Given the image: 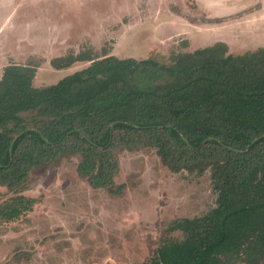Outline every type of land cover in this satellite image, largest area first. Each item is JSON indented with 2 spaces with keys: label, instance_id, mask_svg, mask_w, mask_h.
<instances>
[{
  "label": "trees",
  "instance_id": "trees-1",
  "mask_svg": "<svg viewBox=\"0 0 264 264\" xmlns=\"http://www.w3.org/2000/svg\"><path fill=\"white\" fill-rule=\"evenodd\" d=\"M77 61L91 64L45 87L34 86L32 65L4 68L0 185L18 194L35 168L79 156V176L115 193L120 154L152 147L174 173L209 169L218 198L207 215L172 221L167 232L183 238L164 239L149 264H264V47L233 54L216 42L169 62L80 54L51 64ZM35 204L22 193L0 200V218Z\"/></svg>",
  "mask_w": 264,
  "mask_h": 264
},
{
  "label": "rangeland",
  "instance_id": "rangeland-1",
  "mask_svg": "<svg viewBox=\"0 0 264 264\" xmlns=\"http://www.w3.org/2000/svg\"><path fill=\"white\" fill-rule=\"evenodd\" d=\"M221 40L233 54L264 46V0H0V77L8 65H32L35 87L91 64L56 69V58L169 62ZM79 161L32 170L20 193L36 204L12 222L0 218V264H149L164 239L183 238L167 232L172 221L217 206L209 169L174 173L152 147L120 154L115 184L124 188L115 193L81 178ZM18 194L0 185L1 202Z\"/></svg>",
  "mask_w": 264,
  "mask_h": 264
},
{
  "label": "water",
  "instance_id": "water-1",
  "mask_svg": "<svg viewBox=\"0 0 264 264\" xmlns=\"http://www.w3.org/2000/svg\"><path fill=\"white\" fill-rule=\"evenodd\" d=\"M114 126H115V124H113V126H112V128H111V130L113 131V129H114ZM186 142H187V140L185 139V138H183ZM210 139H208V140H206L205 141V143L207 142V141H209ZM231 150H235V149H233V148H230ZM235 151H237V152H239V150H235Z\"/></svg>",
  "mask_w": 264,
  "mask_h": 264
},
{
  "label": "crops",
  "instance_id": "crops-1",
  "mask_svg": "<svg viewBox=\"0 0 264 264\" xmlns=\"http://www.w3.org/2000/svg\"><path fill=\"white\" fill-rule=\"evenodd\" d=\"M217 42H225V41H217ZM216 43V42H215ZM225 43H227L228 44V42H225ZM214 44V43H213ZM262 47H264V46H262ZM258 48V47H257ZM35 80V79H34ZM36 81H33V84L35 83Z\"/></svg>",
  "mask_w": 264,
  "mask_h": 264
}]
</instances>
